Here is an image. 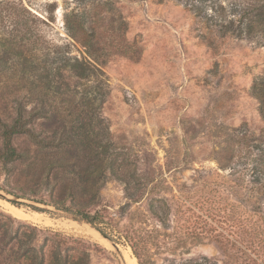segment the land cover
Returning a JSON list of instances; mask_svg holds the SVG:
<instances>
[{
    "label": "rangeland",
    "instance_id": "obj_1",
    "mask_svg": "<svg viewBox=\"0 0 264 264\" xmlns=\"http://www.w3.org/2000/svg\"><path fill=\"white\" fill-rule=\"evenodd\" d=\"M184 1L0 0V108L12 111L16 99L25 96L28 107L58 108L68 116L87 93H103L94 106L75 111L89 134L108 141L117 156L118 174L110 175L99 198L114 233L158 225L161 242L142 252L143 264H172V257L186 250L171 241L182 222L172 215L163 227L148 210L150 197H186L195 210L200 196L241 207L243 166L236 161L247 150L244 142H257L264 134L260 104L252 94L254 81L264 78V36H219ZM223 1L230 7L233 0ZM67 58L93 66L91 77L72 75ZM53 121L36 117L33 127L50 135ZM14 143L20 150L30 148L31 155L37 150L23 134ZM132 171L144 177L135 200L125 190L127 179L135 188ZM26 180L25 162L0 158V264H35L42 257L43 264H53V253L83 256L87 264H123L129 249L135 256L124 237L117 242L121 256L89 223L52 204L28 198H19L20 206L10 202ZM155 184L156 191L149 192ZM41 191L49 201L50 192L45 186ZM9 204L43 217L15 216ZM189 251L185 255L219 262L225 257L214 240Z\"/></svg>",
    "mask_w": 264,
    "mask_h": 264
},
{
    "label": "trees",
    "instance_id": "obj_2",
    "mask_svg": "<svg viewBox=\"0 0 264 264\" xmlns=\"http://www.w3.org/2000/svg\"><path fill=\"white\" fill-rule=\"evenodd\" d=\"M184 5L201 19H205L207 27L215 30L219 36L239 39L264 36V0H233L229 3L230 7L223 0H185ZM26 63L27 61L23 62L25 69L30 66ZM66 64L72 75L81 79L90 78L95 69L78 58L74 61L67 58ZM29 84L28 92L32 94L33 80ZM57 88L60 90L59 86ZM252 94L259 101L264 120V78L254 81ZM101 95V92L87 93L80 100L81 104L77 109L71 107L68 116L62 115L58 108L51 111L37 104L28 107L27 102H24L25 96L16 99L17 104L12 111L6 107L0 108V158L5 163L25 162L27 176L26 183L19 186L20 193H13V198L9 201L17 206L23 203L18 201L19 198L52 204L73 219L87 222L98 231L108 234L116 242L124 237L139 263L143 264L142 252L148 249L149 244L161 242L158 239L161 235L158 225L144 232L134 229L121 235L114 233L112 219L105 213L106 207L100 206L99 198L110 175L118 174L115 169L117 156L110 151L108 141L89 134L86 123H83L82 117L75 111L94 106ZM0 97L3 95L0 94ZM51 112L53 116L50 115ZM40 116L54 119L52 124H55V129L52 134L42 136L33 127L36 117ZM68 118L67 122L72 123L69 130L66 128ZM57 120H60L59 124ZM78 121L82 124H76L80 123ZM22 134L36 145L34 155L30 154V148L20 150L14 143V138ZM244 145L247 150L240 153L239 161H236L243 166L242 184L245 192L241 207L223 199H214L209 203V197L206 199L200 196L195 202L199 210H195L186 197H150L148 210L163 227L172 215L182 222L177 232H180L179 235L173 236L171 241L186 250L172 257V264H264V134L257 142H244ZM234 157L232 155L230 159ZM128 175L133 177L135 188L128 187L130 180H125L126 195L135 200L136 190L143 188L144 177L133 171ZM42 186L50 192L49 201L41 195ZM156 188L157 184L149 192H155ZM29 206L38 211L48 210L34 204ZM202 209L205 212L201 213ZM205 239L214 240L219 245L225 255L222 262L206 255H185L190 252L191 245ZM43 261L42 257L35 264H43ZM52 261L53 264H87L83 256L62 258L56 253H53Z\"/></svg>",
    "mask_w": 264,
    "mask_h": 264
},
{
    "label": "bare ground",
    "instance_id": "obj_3",
    "mask_svg": "<svg viewBox=\"0 0 264 264\" xmlns=\"http://www.w3.org/2000/svg\"><path fill=\"white\" fill-rule=\"evenodd\" d=\"M9 205H10L11 212L15 216H18V217H29V218H31L32 220H35V221H39L43 217L42 214H40V213H33V214L26 213L23 210L19 209L18 207L14 206L12 204H9ZM95 234H96L97 238L100 241H102L103 243L109 244V242L105 238L101 237L99 235V233H97V231L95 232ZM124 257H125V260L127 262L126 264H139L138 261H137V258L131 253L130 249L129 250H124Z\"/></svg>",
    "mask_w": 264,
    "mask_h": 264
},
{
    "label": "water",
    "instance_id": "obj_4",
    "mask_svg": "<svg viewBox=\"0 0 264 264\" xmlns=\"http://www.w3.org/2000/svg\"><path fill=\"white\" fill-rule=\"evenodd\" d=\"M95 229V228H94ZM103 238L107 239L111 245L115 248L116 252L122 256L121 253V249L119 248V244L115 241V239H113L112 237H110L108 234L106 233H102L100 231H98L97 229H95ZM123 264H126V262H124Z\"/></svg>",
    "mask_w": 264,
    "mask_h": 264
}]
</instances>
